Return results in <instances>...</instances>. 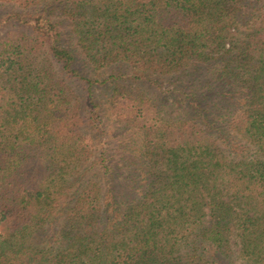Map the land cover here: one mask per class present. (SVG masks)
<instances>
[{
  "label": "trees",
  "instance_id": "trees-1",
  "mask_svg": "<svg viewBox=\"0 0 264 264\" xmlns=\"http://www.w3.org/2000/svg\"><path fill=\"white\" fill-rule=\"evenodd\" d=\"M0 264H264V0H0Z\"/></svg>",
  "mask_w": 264,
  "mask_h": 264
},
{
  "label": "rangeland",
  "instance_id": "rangeland-1",
  "mask_svg": "<svg viewBox=\"0 0 264 264\" xmlns=\"http://www.w3.org/2000/svg\"><path fill=\"white\" fill-rule=\"evenodd\" d=\"M167 87H169V88H170V86H166V88H167ZM234 250L236 251V247L234 248ZM237 262L239 263L240 261H239V260H237Z\"/></svg>",
  "mask_w": 264,
  "mask_h": 264
}]
</instances>
